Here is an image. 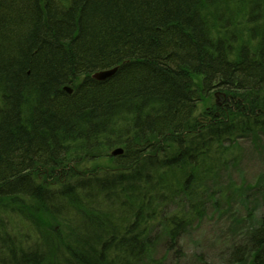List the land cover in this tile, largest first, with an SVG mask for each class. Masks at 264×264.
Returning a JSON list of instances; mask_svg holds the SVG:
<instances>
[{
  "label": "trees",
  "instance_id": "trees-1",
  "mask_svg": "<svg viewBox=\"0 0 264 264\" xmlns=\"http://www.w3.org/2000/svg\"><path fill=\"white\" fill-rule=\"evenodd\" d=\"M263 131L264 0H0V264H211L180 239Z\"/></svg>",
  "mask_w": 264,
  "mask_h": 264
},
{
  "label": "rangeland",
  "instance_id": "rangeland-1",
  "mask_svg": "<svg viewBox=\"0 0 264 264\" xmlns=\"http://www.w3.org/2000/svg\"><path fill=\"white\" fill-rule=\"evenodd\" d=\"M216 99L220 103V99ZM238 140L227 147L228 156L236 163L227 161L226 167L210 180L212 187L229 194V198L222 200L219 214L208 211L200 223L181 237L179 245L185 263L199 254L203 261L211 264H230L227 251L230 242L240 236L239 224L242 222L240 225L249 229L264 212V194H259L264 189V131L257 138ZM248 211H252L253 218L246 220ZM235 224L237 226L233 227ZM158 246L161 247L160 243L156 252Z\"/></svg>",
  "mask_w": 264,
  "mask_h": 264
},
{
  "label": "water",
  "instance_id": "water-1",
  "mask_svg": "<svg viewBox=\"0 0 264 264\" xmlns=\"http://www.w3.org/2000/svg\"><path fill=\"white\" fill-rule=\"evenodd\" d=\"M116 68L117 67H113L111 69L97 71V72L92 74V78H94L96 80H104V79L110 77L111 75H113V73L116 71ZM64 90H66L69 93L71 92V89L68 87H65ZM122 152H123V150L121 148H116V149L111 151L110 155L111 156H118V155L122 154Z\"/></svg>",
  "mask_w": 264,
  "mask_h": 264
}]
</instances>
